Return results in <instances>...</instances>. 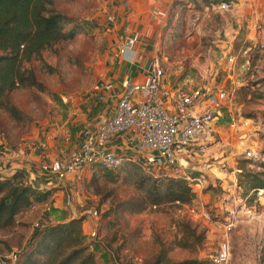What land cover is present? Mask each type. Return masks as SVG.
Here are the masks:
<instances>
[{
  "label": "rangeland",
  "instance_id": "obj_1",
  "mask_svg": "<svg viewBox=\"0 0 264 264\" xmlns=\"http://www.w3.org/2000/svg\"><path fill=\"white\" fill-rule=\"evenodd\" d=\"M230 1L225 10L218 8L224 0L173 1L157 38L156 54L172 88L180 86V90L188 91L222 87L228 93L219 119L206 135L209 167L202 173L205 182L191 184L193 201L186 205H146L136 181L142 174L151 175L139 165L126 163L117 171L89 166L76 174L71 184L66 182L61 190H55L47 201L36 202L19 214L14 226L0 231V264L17 262L44 213L55 224L77 212L85 216L82 232L85 241L94 246L97 264H151L160 249L180 237L178 224L184 220L195 225L197 231L203 230L205 240L195 251L174 247L168 257L172 261L209 259L218 250L222 234L200 218L201 212L223 216L224 208L241 200L253 212L229 234L228 264H264V192L245 194L237 186L243 169L258 171L259 162L264 160V127L259 125L264 123V0L247 5L242 16L232 9L242 0ZM119 3L56 0L57 9L69 16L71 25L79 31L71 41L43 54L51 65V74L35 65L36 77L45 90L24 88L13 92L12 100L25 119L14 120L0 110V147L26 149L51 131L57 158H66L78 148L79 122L66 120L69 111L76 110L80 100L84 102L94 92L100 73L118 48L113 27L114 8ZM111 14L113 23L107 19ZM229 55L235 57L231 66L227 65ZM230 117L236 124L250 119V126L231 127ZM246 150L255 155L247 156ZM158 173L165 174L161 170ZM137 204L143 209H134ZM16 253L15 261L11 255Z\"/></svg>",
  "mask_w": 264,
  "mask_h": 264
},
{
  "label": "trees",
  "instance_id": "obj_2",
  "mask_svg": "<svg viewBox=\"0 0 264 264\" xmlns=\"http://www.w3.org/2000/svg\"><path fill=\"white\" fill-rule=\"evenodd\" d=\"M71 22L69 16L57 9L56 0H0V110L12 119H25V114L12 100L13 92L24 88L45 90V85L36 77L35 65L51 74V65L43 54L55 51L76 36L79 28ZM258 166V171L243 169L238 174L237 186L245 194L264 190V160ZM136 184L146 205H186L193 201L192 188L182 178L142 174ZM55 190V187L40 190L26 184L20 171L0 178V231L14 226L19 214L36 202L47 201ZM133 207L137 211L143 209L138 204ZM84 219L85 216L80 215L53 224L44 213L15 264H97L94 246L85 241L82 232ZM178 227L180 237L160 249L151 264H213L210 258L170 260L168 252L174 247L195 251L205 240L204 231H197L189 220L182 221ZM17 256L16 253V259Z\"/></svg>",
  "mask_w": 264,
  "mask_h": 264
},
{
  "label": "built area",
  "instance_id": "obj_3",
  "mask_svg": "<svg viewBox=\"0 0 264 264\" xmlns=\"http://www.w3.org/2000/svg\"><path fill=\"white\" fill-rule=\"evenodd\" d=\"M218 8L228 9L229 3L224 1ZM107 19L113 23L115 17L111 14ZM130 53L131 43L123 40L114 55L129 56ZM233 64L235 57L229 55L227 65ZM113 86L108 83L105 90ZM227 99L228 93L222 87L216 90L195 88L173 91L165 78L164 67L156 58L144 81L121 84L112 113L101 118L94 128L84 127L81 130L76 150L66 158L40 160L38 170L51 182L59 183L71 176L74 179L76 174L89 166L117 171L126 163H135L152 176H157L161 170L164 175L186 180L190 186L199 185L205 179L196 162L206 153L209 144L207 132L219 119ZM230 120V126L234 128L240 125L248 127L251 121L244 119L237 125L233 117ZM259 125L264 127V123ZM129 130L138 136L131 153L120 154L101 145L116 134ZM245 154L255 155L252 150H246ZM195 172L200 173L196 175ZM263 192V189H258L256 194L262 195ZM223 211L224 215L219 217L206 211L200 214L203 221L209 222L222 234L218 250L210 258L213 264H228L229 234L243 217L253 212L244 200L229 205ZM11 257L16 259V254Z\"/></svg>",
  "mask_w": 264,
  "mask_h": 264
},
{
  "label": "crops",
  "instance_id": "obj_4",
  "mask_svg": "<svg viewBox=\"0 0 264 264\" xmlns=\"http://www.w3.org/2000/svg\"><path fill=\"white\" fill-rule=\"evenodd\" d=\"M120 3L114 8L116 12V23L113 27L116 40L120 44L123 40L131 43L129 56L117 57L114 55L108 62V67L100 73L94 92L89 94L84 102L76 110L69 111L66 122H79V132L84 127L94 128L97 122L112 113L117 96L121 90V84L126 81H144L148 75L149 68L157 56V38L164 26L165 15L168 7L175 0H119ZM257 0H242L234 3V14L243 15L247 5L254 4ZM232 4V0L230 1ZM245 14V13H244ZM118 44V46H119ZM171 80L167 83L173 91L180 90L171 87ZM108 83L114 84L110 90H105ZM72 104V102H71ZM65 122V123H66ZM137 134L129 130L125 133L116 134L108 142L102 143L109 150L120 154L131 153L137 140ZM51 131L43 133L39 142L27 145V148L0 147V178L10 177L20 171L24 175L26 184L40 190L56 187L59 191L66 182L71 184L73 176L59 183L51 182L50 178L44 176L38 170V162L42 159L57 158L52 150ZM65 156V154H63ZM64 158V157H62ZM207 154L196 162L197 169L206 171L209 164L206 163ZM62 184V185H61ZM61 190V189H60ZM55 194V193H54ZM81 213L63 218L57 222H64L70 218L79 217ZM85 222L83 221V229ZM84 231V230H83ZM84 233V232H83Z\"/></svg>",
  "mask_w": 264,
  "mask_h": 264
}]
</instances>
